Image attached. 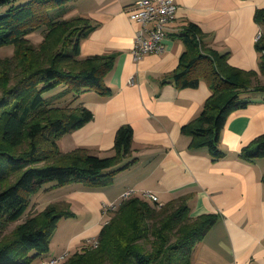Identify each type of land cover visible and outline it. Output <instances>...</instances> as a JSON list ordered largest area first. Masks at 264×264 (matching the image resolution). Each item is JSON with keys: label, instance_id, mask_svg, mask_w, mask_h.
<instances>
[{"label": "trees", "instance_id": "1", "mask_svg": "<svg viewBox=\"0 0 264 264\" xmlns=\"http://www.w3.org/2000/svg\"><path fill=\"white\" fill-rule=\"evenodd\" d=\"M69 1L0 0V46L14 45L12 55H0V264H31L42 258L59 218L72 214L64 200L29 213L31 196L45 183L51 190L69 182L107 185L136 159L129 123L116 128L109 155L82 146L59 149L61 136L93 117L80 94L87 89L110 93L105 76L114 63L109 53L79 56L80 40L94 25L84 16L65 18L63 4ZM253 17L261 28L264 7H257ZM184 24L179 36L185 50L169 77L180 87H196L203 79L210 95L182 130L191 136V147L206 146L217 158L224 153L219 134L228 114L248 104L251 93L264 91V84L253 82L264 75V30L254 45L258 70H242L229 64L227 53L202 44L196 23ZM37 32L42 39L33 45L29 34ZM241 150L247 158L264 157V133ZM156 203L139 195L122 199L100 229L98 244L87 243L58 264H199L191 261L193 247L216 214L190 215L186 197L160 207ZM23 215L9 235H2Z\"/></svg>", "mask_w": 264, "mask_h": 264}, {"label": "crops", "instance_id": "2", "mask_svg": "<svg viewBox=\"0 0 264 264\" xmlns=\"http://www.w3.org/2000/svg\"><path fill=\"white\" fill-rule=\"evenodd\" d=\"M133 2L70 0L63 4L64 16H84L94 25L80 40L79 56L109 53L114 63L105 76L110 93L87 89L80 94L79 100L93 117L61 136L59 149L82 146L93 154L109 155L116 128L129 123L136 159L117 171L107 185L69 182L54 187L58 197L51 201L68 202L72 214L59 218L48 252L31 264H50V258L64 252L68 257L71 248L81 250L98 236L109 217L102 214L103 204L121 200L126 189L142 197L149 191L163 205L186 197L192 216L216 214V221L193 247V263L264 264V158H247L241 150L264 133V91L251 93L248 104L228 114L219 134L224 153L213 158L206 146L191 147V136L182 130L201 112L210 95L208 84L201 79L196 87H180L169 77L185 50L179 34L187 21L200 27L202 44L227 53L233 67L257 71L259 52L254 45L260 26L253 15L257 7H264V0H174L176 15L165 28L164 48L137 59L131 49L138 24L126 14ZM262 77L259 73L253 82ZM73 219L79 221L77 226ZM57 233L61 238H55Z\"/></svg>", "mask_w": 264, "mask_h": 264}, {"label": "built area", "instance_id": "3", "mask_svg": "<svg viewBox=\"0 0 264 264\" xmlns=\"http://www.w3.org/2000/svg\"><path fill=\"white\" fill-rule=\"evenodd\" d=\"M177 4L174 0H134V2L126 9V14L129 19L136 22L138 28L135 30L133 37V46L131 49L132 55L137 59L145 53L161 52L164 48V35L167 24L172 21L176 15ZM262 30L256 33L255 40L261 36ZM132 190L123 192L120 199H124L131 195ZM144 197H149L153 201H157V196L149 191H145ZM119 200V202L121 201ZM119 202L111 201L104 203L102 206V214L107 215L114 211ZM157 207L163 204L159 201ZM106 222V221H105ZM97 238L88 241L91 246L98 244ZM66 253L59 256H54L49 259L50 264H58L63 259L65 260Z\"/></svg>", "mask_w": 264, "mask_h": 264}, {"label": "rangeland", "instance_id": "4", "mask_svg": "<svg viewBox=\"0 0 264 264\" xmlns=\"http://www.w3.org/2000/svg\"><path fill=\"white\" fill-rule=\"evenodd\" d=\"M72 16H74V15H70V17H72ZM64 17L66 18L67 16L65 15ZM261 28H262V30H264V24L261 25ZM29 37H30V40L32 41L33 45L38 44V42H40L41 39H42V36H41V33L40 32L32 33L31 35L29 34ZM51 42H53L56 46L59 44V41H57L56 38L52 39ZM13 51H14V45L13 44H4V45H1L0 46V55L1 56H9V55H12ZM259 83L260 84H264V77H262L261 80H259ZM261 158H264V157H261ZM12 178H13V176H11V179ZM48 184H49V182L48 183H45L40 189L37 190L36 195H34L35 193L33 194L32 198L30 200L31 208L29 206V208H30L29 213H34L36 211H39V210L43 209L47 205V203H49L51 200H54V199H56V197H58L57 190H52L51 191L50 188H48V187L46 188V186ZM117 202H119V201H117ZM107 214L108 215L109 214L111 215L112 212L111 213H107ZM73 221H74V223H73L74 226H77V224L79 223V221L74 220V219H73ZM63 222H65V221H63ZM63 222L60 224V226H63ZM15 225H16V221L9 223L7 225V227L3 230L2 235H5V236L6 235H9L10 230H12V228ZM68 231H69V229H68ZM60 234L61 233H57V236L55 238H61L60 237ZM75 249L76 248L69 249L68 250V253H71V252L75 251Z\"/></svg>", "mask_w": 264, "mask_h": 264}]
</instances>
